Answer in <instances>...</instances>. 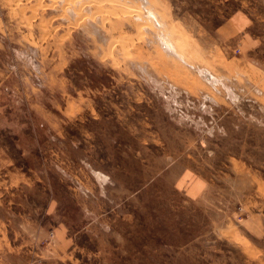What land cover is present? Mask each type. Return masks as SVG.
<instances>
[{"label":"rangeland","instance_id":"rangeland-1","mask_svg":"<svg viewBox=\"0 0 264 264\" xmlns=\"http://www.w3.org/2000/svg\"><path fill=\"white\" fill-rule=\"evenodd\" d=\"M0 264H264V0H0Z\"/></svg>","mask_w":264,"mask_h":264},{"label":"crops","instance_id":"crops-1","mask_svg":"<svg viewBox=\"0 0 264 264\" xmlns=\"http://www.w3.org/2000/svg\"><path fill=\"white\" fill-rule=\"evenodd\" d=\"M14 74V73H13ZM2 86H7V87H12V89H14L15 90V93H20L19 91H20V89H18L19 87H13L11 84H8V83H6V84H3ZM34 87V86H33ZM35 88V87H34ZM34 88H32V89H34ZM39 89V88H38ZM27 95V94H26Z\"/></svg>","mask_w":264,"mask_h":264},{"label":"bare ground","instance_id":"bare-ground-1","mask_svg":"<svg viewBox=\"0 0 264 264\" xmlns=\"http://www.w3.org/2000/svg\"><path fill=\"white\" fill-rule=\"evenodd\" d=\"M204 71H207V72H208V70H207V69H206V70H205V69H202V72H204ZM205 73H206V72H205ZM206 76H207V75H206ZM212 80H213V81H215V82H216V81H218V79H217V78H215V77H213V79H212Z\"/></svg>","mask_w":264,"mask_h":264}]
</instances>
